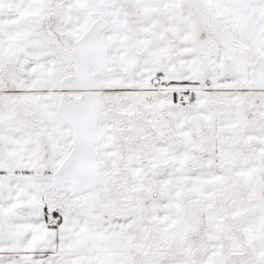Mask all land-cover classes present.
I'll return each mask as SVG.
<instances>
[{
    "label": "snow or ice",
    "instance_id": "1",
    "mask_svg": "<svg viewBox=\"0 0 264 264\" xmlns=\"http://www.w3.org/2000/svg\"><path fill=\"white\" fill-rule=\"evenodd\" d=\"M0 264H264V0H0Z\"/></svg>",
    "mask_w": 264,
    "mask_h": 264
}]
</instances>
